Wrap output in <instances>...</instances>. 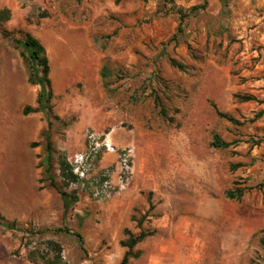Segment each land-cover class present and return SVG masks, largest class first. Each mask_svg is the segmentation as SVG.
<instances>
[{
  "label": "rangeland",
  "instance_id": "obj_1",
  "mask_svg": "<svg viewBox=\"0 0 264 264\" xmlns=\"http://www.w3.org/2000/svg\"><path fill=\"white\" fill-rule=\"evenodd\" d=\"M171 1L207 6L177 34L163 0H0V214L21 229L0 226V264H42L50 240L68 264H119L141 232L127 264H264V0ZM28 34L49 60L46 111L25 113ZM91 132L114 150L66 187L59 157ZM47 134L55 184L80 196L67 212Z\"/></svg>",
  "mask_w": 264,
  "mask_h": 264
},
{
  "label": "trees",
  "instance_id": "obj_2",
  "mask_svg": "<svg viewBox=\"0 0 264 264\" xmlns=\"http://www.w3.org/2000/svg\"><path fill=\"white\" fill-rule=\"evenodd\" d=\"M164 4L163 7H161V11L165 10V12H168L170 9H173L179 14V17L181 19L180 26L178 27V33L184 32V26L183 22L184 20L192 13L197 10H204L207 6V2L205 1L201 5L193 6L189 10H184L182 8H178L175 5H171L170 9H165L167 4H171V0H163ZM223 3L225 6H227V0H223ZM10 18V11L8 9H0V22L7 21ZM176 36V35H175ZM23 48L26 56L29 59L30 62V76L29 81L33 84L39 85V94L37 98V107H27L25 109V113L31 112V111H46L50 109L51 100L54 96L52 87H51V79L49 77L50 72V65L49 60L46 55L45 47L43 44L34 36L28 34L25 38V40L21 43H19ZM170 62L173 66L185 70V67L182 63L178 62L176 59H170ZM105 76L104 74H102ZM248 99V97H247ZM246 99V100H247ZM219 115L228 118L229 120H232V117H230L227 114H224L222 112H218ZM212 145L215 147H222V148H228L230 146V143L221 141L219 137H215L214 141L212 142ZM46 150H47V167H46V173L48 174V177L51 180V184L55 186L62 197L63 200V206L65 209V212L70 210L74 207V205L79 201V194L76 190H72L71 192H68L64 190L62 187H57L55 184V176L52 174V159H53V148L52 143L50 141V135H46ZM59 171L60 176L62 179V183L64 186L68 187L71 184L78 183L80 180V177L78 174H76L73 170V166L71 163L67 160L66 157L61 156L59 157ZM225 195L229 198H234V194L231 191H226ZM0 226L9 229V230H21L18 227V224L16 221H10L3 217L0 214ZM77 238L82 242V237L79 233L76 234ZM146 236V233L141 232L138 235H130V238L124 242V245L129 248V250L125 253L122 261L119 264H127L129 261V256L131 254V249L140 241H142ZM263 245H264V239H262ZM48 251L45 255H43V263L42 264H68L63 257L62 254V246L53 240L48 241L47 243ZM33 260V259H32ZM38 264V263H35Z\"/></svg>",
  "mask_w": 264,
  "mask_h": 264
},
{
  "label": "built area",
  "instance_id": "obj_3",
  "mask_svg": "<svg viewBox=\"0 0 264 264\" xmlns=\"http://www.w3.org/2000/svg\"><path fill=\"white\" fill-rule=\"evenodd\" d=\"M88 138L91 143L89 147V151L80 155H75L72 159L69 160V162L73 166L74 172L78 174L80 178H84L86 175L88 166L90 165L89 162L90 157H94L98 155L102 149H105L106 151L114 150V147L108 138L100 141L99 140L100 137L94 132H91L88 135ZM123 161L126 162L125 159H123ZM107 183L108 181L106 182V184Z\"/></svg>",
  "mask_w": 264,
  "mask_h": 264
}]
</instances>
